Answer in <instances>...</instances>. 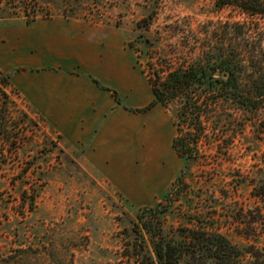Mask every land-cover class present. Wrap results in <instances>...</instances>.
Returning a JSON list of instances; mask_svg holds the SVG:
<instances>
[{
    "label": "rangeland",
    "instance_id": "obj_1",
    "mask_svg": "<svg viewBox=\"0 0 264 264\" xmlns=\"http://www.w3.org/2000/svg\"><path fill=\"white\" fill-rule=\"evenodd\" d=\"M68 2L52 0L50 16L40 15L37 21L78 20L126 30L128 46L150 84L156 75L166 77L171 70L186 68L197 59L196 41H203L206 30L213 32L220 22L245 17L231 8L218 9L212 0H81L79 16L66 18ZM154 10L147 30L140 29V22L148 19ZM22 23H25L24 17L0 24V72L13 73L7 103L10 126L25 132L17 146L0 149V157L5 151L4 155L12 158L0 170V256L11 255L19 247H39L55 239L56 251L63 260L73 258V264H116L123 249L120 219L126 222L127 215L134 219L141 208L155 205L168 192L170 195L163 201L164 205H171L166 220L168 227L190 226L185 211H194L190 207L198 206L201 197L200 205L213 217L209 223H214L221 233L239 245L259 239L258 247L263 246L264 198L252 195V180L264 179V135L259 133L263 117L254 120L242 134L232 130L238 129L236 121L229 123L231 127L226 125L220 131V135H225L226 154L210 157V166H194L186 178L188 187H178V191H183L179 197L173 184L183 164L175 153L173 168H169L162 192L152 198V205H143L140 194L124 193L80 165L76 156L64 149L61 137L47 128L39 114L31 111L14 87V75L20 70L7 72L6 69L8 33L20 30ZM158 106L174 126L176 136L178 104ZM211 150L205 145L207 154ZM25 168L27 174L22 179L16 178L12 185V177ZM205 169L210 172L205 173ZM26 190L27 197L35 190L38 196L34 211L23 215ZM169 199H173L171 204ZM241 221H257L251 226L255 233L247 231L257 238L247 241L236 234V229L247 226ZM252 262L247 256L243 264Z\"/></svg>",
    "mask_w": 264,
    "mask_h": 264
},
{
    "label": "trees",
    "instance_id": "obj_2",
    "mask_svg": "<svg viewBox=\"0 0 264 264\" xmlns=\"http://www.w3.org/2000/svg\"><path fill=\"white\" fill-rule=\"evenodd\" d=\"M68 1L65 17L79 16L81 0ZM212 1L220 10L231 8L245 17L233 22H220L213 32L206 30L203 41H196L195 49L199 48L197 59L186 68L171 70L166 77L156 75L151 80L154 101L141 110L146 112L158 104L163 107L178 104L177 133L173 141V149L183 164L182 172L173 184L178 197L183 192L178 191V187H188L186 178L194 166H210V157L226 154L225 135H220L226 125L236 121L238 129L232 130L242 134L254 120L264 118V0ZM51 2L0 0V24L24 17L26 24L32 25L40 15L50 16ZM155 12L140 22V29L147 30ZM12 76L13 73L0 72L2 150L3 146H17V141L25 134L10 126L7 103ZM23 116L28 119L27 114L23 113ZM259 129V133L264 135V120ZM205 145L212 148L209 154L204 151ZM4 154L5 151L0 157V170L12 159ZM204 172L209 173L210 170L205 169ZM26 174L27 169H21L12 177L11 184ZM252 184V195L264 198L263 177L253 179ZM33 192L28 197L27 190L23 193V215L35 209L38 193L36 190ZM169 195L170 192L166 193L153 206L141 208L134 219L128 215L126 222L120 219L123 249L116 264H243L247 256L252 258V264H264V242L262 247H258L259 239L253 240L257 235L247 232L255 233L251 226L257 221H241L247 226L235 231L254 243H234L214 223H209L213 217L200 205L203 201L200 197L198 206L190 207L194 211H185L190 226L168 227L166 220L171 213V205L166 206L163 201ZM172 202L173 199H169V203ZM56 250L55 239L39 247H19L13 249L11 255L0 256V264H73V258L63 260Z\"/></svg>",
    "mask_w": 264,
    "mask_h": 264
},
{
    "label": "crops",
    "instance_id": "obj_3",
    "mask_svg": "<svg viewBox=\"0 0 264 264\" xmlns=\"http://www.w3.org/2000/svg\"><path fill=\"white\" fill-rule=\"evenodd\" d=\"M21 26L8 33L6 69L20 70L12 83L31 111L80 165L152 205L173 168L175 132L160 106L136 112L154 95L126 30L61 19Z\"/></svg>",
    "mask_w": 264,
    "mask_h": 264
}]
</instances>
